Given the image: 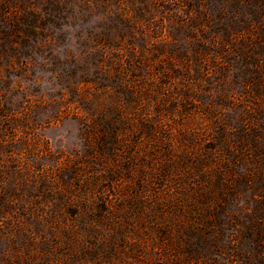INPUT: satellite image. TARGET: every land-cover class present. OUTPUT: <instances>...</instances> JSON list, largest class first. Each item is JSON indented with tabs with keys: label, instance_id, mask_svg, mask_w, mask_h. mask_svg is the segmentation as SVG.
Masks as SVG:
<instances>
[{
	"label": "rangeland",
	"instance_id": "1",
	"mask_svg": "<svg viewBox=\"0 0 264 264\" xmlns=\"http://www.w3.org/2000/svg\"><path fill=\"white\" fill-rule=\"evenodd\" d=\"M0 264H264V0H0Z\"/></svg>",
	"mask_w": 264,
	"mask_h": 264
}]
</instances>
